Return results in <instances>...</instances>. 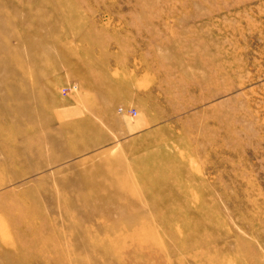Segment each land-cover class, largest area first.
<instances>
[{"label": "rangeland", "instance_id": "374dc122", "mask_svg": "<svg viewBox=\"0 0 264 264\" xmlns=\"http://www.w3.org/2000/svg\"><path fill=\"white\" fill-rule=\"evenodd\" d=\"M0 264H264V0H0Z\"/></svg>", "mask_w": 264, "mask_h": 264}, {"label": "crops", "instance_id": "0c3cea01", "mask_svg": "<svg viewBox=\"0 0 264 264\" xmlns=\"http://www.w3.org/2000/svg\"><path fill=\"white\" fill-rule=\"evenodd\" d=\"M71 111L73 112L74 110H71ZM68 112H70V111L67 110L64 113V115L66 113H68ZM75 112H77V111H75ZM142 127H143V122L140 119H135V120L125 119V128H126L127 133H129V134H135V133H137L139 130L142 129Z\"/></svg>", "mask_w": 264, "mask_h": 264}]
</instances>
